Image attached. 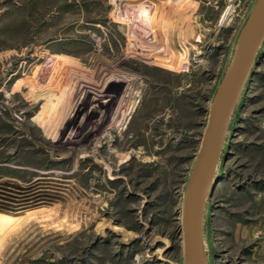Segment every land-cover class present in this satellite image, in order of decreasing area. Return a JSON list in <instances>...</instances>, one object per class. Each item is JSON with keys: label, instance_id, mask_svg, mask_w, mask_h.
Returning <instances> with one entry per match:
<instances>
[{"label": "rangeland", "instance_id": "374dc122", "mask_svg": "<svg viewBox=\"0 0 264 264\" xmlns=\"http://www.w3.org/2000/svg\"><path fill=\"white\" fill-rule=\"evenodd\" d=\"M251 1L0 0V264L180 262L185 180ZM208 204L209 263L264 264V44Z\"/></svg>", "mask_w": 264, "mask_h": 264}, {"label": "water", "instance_id": "95a60500", "mask_svg": "<svg viewBox=\"0 0 264 264\" xmlns=\"http://www.w3.org/2000/svg\"><path fill=\"white\" fill-rule=\"evenodd\" d=\"M263 44L264 0H252L213 90L200 144L185 180L181 201L182 256L178 264H210L206 229L208 200L242 94Z\"/></svg>", "mask_w": 264, "mask_h": 264}, {"label": "bare ground", "instance_id": "6f19581e", "mask_svg": "<svg viewBox=\"0 0 264 264\" xmlns=\"http://www.w3.org/2000/svg\"><path fill=\"white\" fill-rule=\"evenodd\" d=\"M142 53V52H141ZM145 53V52H144ZM143 55V54H142ZM182 223V222H181ZM181 234H182V224H181Z\"/></svg>", "mask_w": 264, "mask_h": 264}]
</instances>
